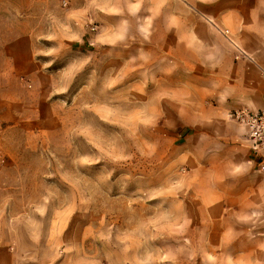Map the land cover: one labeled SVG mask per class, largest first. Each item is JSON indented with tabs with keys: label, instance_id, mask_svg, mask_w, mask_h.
Returning <instances> with one entry per match:
<instances>
[{
	"label": "rangeland",
	"instance_id": "1",
	"mask_svg": "<svg viewBox=\"0 0 264 264\" xmlns=\"http://www.w3.org/2000/svg\"><path fill=\"white\" fill-rule=\"evenodd\" d=\"M60 10L35 40L57 82L0 118V264H264V239L223 242L247 204L223 143H188L223 110V53L264 49V0Z\"/></svg>",
	"mask_w": 264,
	"mask_h": 264
},
{
	"label": "crops",
	"instance_id": "2",
	"mask_svg": "<svg viewBox=\"0 0 264 264\" xmlns=\"http://www.w3.org/2000/svg\"><path fill=\"white\" fill-rule=\"evenodd\" d=\"M60 9L61 0H0L2 120L6 114H14L13 109L19 114L22 87L29 84L32 89L29 98L35 100L36 85L57 82L48 63L37 56L35 40L37 35L50 33L51 21L61 19ZM254 45L249 46L248 52L239 53L242 60L238 63L223 53V110L219 111V119L210 125L204 122L206 128H198L188 137V143H223V196H242L247 203L243 217L235 223L231 217L234 210L228 207L223 210L229 222L225 227L231 229L224 243L254 244L264 239V171L251 152L252 140L247 128L229 116L238 107L264 109V49ZM233 65L241 69L233 73ZM251 254L264 260V251Z\"/></svg>",
	"mask_w": 264,
	"mask_h": 264
},
{
	"label": "built area",
	"instance_id": "3",
	"mask_svg": "<svg viewBox=\"0 0 264 264\" xmlns=\"http://www.w3.org/2000/svg\"><path fill=\"white\" fill-rule=\"evenodd\" d=\"M231 117L247 128L253 152L264 158V109L238 107L231 111ZM262 165L264 169V160Z\"/></svg>",
	"mask_w": 264,
	"mask_h": 264
}]
</instances>
